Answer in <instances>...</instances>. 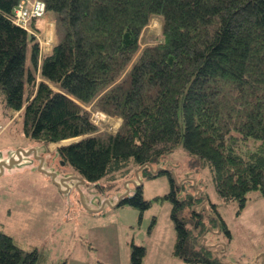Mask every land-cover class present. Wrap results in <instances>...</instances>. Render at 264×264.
<instances>
[{
  "label": "trees",
  "instance_id": "trees-1",
  "mask_svg": "<svg viewBox=\"0 0 264 264\" xmlns=\"http://www.w3.org/2000/svg\"><path fill=\"white\" fill-rule=\"evenodd\" d=\"M21 1L0 0L5 118L19 113L32 143L75 139L56 154L65 170L91 183L164 163L157 175L147 169L142 174L170 180V191L155 200L172 203L173 255L186 264H224L211 248L196 245L189 225L205 224L193 209V192L166 169L191 183L192 171L180 178L164 155L182 147L193 164L209 166L220 198L241 210L250 192L264 196V0H45L46 14L62 30L46 53L32 33L39 31L35 20L31 30L13 20ZM154 17L162 21V38L140 51ZM30 42L33 68L26 64ZM88 106L120 118L119 128L101 130ZM194 180L216 215L211 220L224 223L202 178ZM125 204L144 211L152 201L142 187ZM146 254V247L133 243L131 264H143ZM40 260L36 249L25 250L0 233V264Z\"/></svg>",
  "mask_w": 264,
  "mask_h": 264
},
{
  "label": "rangeland",
  "instance_id": "rangeland-1",
  "mask_svg": "<svg viewBox=\"0 0 264 264\" xmlns=\"http://www.w3.org/2000/svg\"><path fill=\"white\" fill-rule=\"evenodd\" d=\"M162 27L161 19L154 17L142 33L140 51L161 40ZM60 30L54 26L49 31L33 30L32 33L40 45L49 46L54 40H61ZM26 64L33 68L31 42L27 47ZM2 109L0 101V149L35 144L25 135L19 113L12 112L11 119L7 120ZM86 109L91 111L101 130L115 132L119 128L120 118L109 117L91 106ZM73 141L75 139L47 145L52 163L65 173L64 167L58 165L60 158L56 150ZM193 159L182 147L164 155V160L178 167L180 178L190 170L191 178L201 177L208 195L218 206L224 223L213 222L206 216L207 243L216 246L211 248L213 255L224 264H264V196L259 191L250 192L243 210L237 202H224L215 189L211 168L203 166L199 160L195 165ZM125 176L126 173L119 172L115 179L104 178L101 183L104 186L111 183L109 187L114 189L124 184ZM51 183L41 172L30 169L0 177V233L12 236L25 250L36 249L41 255L39 264H131L133 243L147 248L143 264H179L170 253L175 240L172 203L155 200L170 191L167 175L144 178L143 195L152 201L151 207L144 211L125 204L102 213H91L76 205L68 212L63 198L65 213L57 212L48 224L44 220L50 204L60 209L63 197L57 192V186Z\"/></svg>",
  "mask_w": 264,
  "mask_h": 264
},
{
  "label": "water",
  "instance_id": "water-1",
  "mask_svg": "<svg viewBox=\"0 0 264 264\" xmlns=\"http://www.w3.org/2000/svg\"><path fill=\"white\" fill-rule=\"evenodd\" d=\"M48 149L49 147L44 143H35L26 147L23 146L14 149H0V177L24 169L41 172L45 177H48L55 186H57L60 193L67 199L68 212L73 206V199L71 198L73 191H76L79 194L78 199L83 209L91 213L104 212L107 208L119 207L123 202V198L130 197L129 184H133L136 189L144 186V178L141 175L143 170L148 169L153 175H157L164 169V163H158L157 165L146 163L139 166L135 170V178L125 182V192H118L115 197H110L105 201L101 200L100 202H97V207L94 208L87 204L85 193L83 191V188L88 186L87 180L74 172L63 173L54 164L48 163L46 157V154L49 151ZM61 165L64 166V162H62ZM166 170L172 173L173 178L179 187L186 185V190H188L191 186L194 188L195 193L202 192V188L198 187L196 180L193 179L192 184L189 185V182H185L186 179L179 180L175 171L170 169ZM202 238L204 237H201V239ZM206 247L208 246L206 245Z\"/></svg>",
  "mask_w": 264,
  "mask_h": 264
},
{
  "label": "flooded vegetation",
  "instance_id": "flooded-vegetation-1",
  "mask_svg": "<svg viewBox=\"0 0 264 264\" xmlns=\"http://www.w3.org/2000/svg\"><path fill=\"white\" fill-rule=\"evenodd\" d=\"M24 0H22L23 2ZM21 2V3H22ZM50 150V149H49ZM49 152V151H48ZM51 153H47L46 154V157H47V161L48 163H52V159H51ZM58 165L61 166V161H58ZM56 166V165H55ZM57 167V166H56ZM137 169V168H136ZM135 169V170H136ZM135 170H134V175L129 177V178H126L125 179V182L127 180H130V179H134L135 178ZM148 170V169H147ZM64 171V170H62ZM144 171V170H143ZM143 171L141 172V175L143 177ZM67 172H72V171H69V170H66V173ZM65 173V171L63 172ZM144 178V177H143ZM191 178V177H188V179ZM190 181V180H188ZM88 182V181H87ZM125 182L123 185L117 187V188H112L110 189L111 187H109V185H102L101 182H88V186L84 187L83 188V191L85 193V197H86V202L87 204L90 206V207H94L96 208L97 207V202H100L101 200L102 201H105L107 198H110V197H115V195L118 193V192H125ZM187 183V182H186ZM99 184V185H98ZM192 183L189 182V185H191ZM129 195L130 197H133L135 196V194L137 193V190L139 188H142V187H139V188H135V186L133 184H129ZM191 188V192H193V196H194V203H193V209L196 211V213L198 215H201V219L204 221V224L205 226H200L199 224L194 228V225L192 223H190V228L192 231H195V236L197 238L196 240V245L201 248V247H204V248H212V247H216L214 244H208V238H207V229H206V216L210 217V219H217L216 218V215L213 214V210L211 209V206H210V203H209V199L208 197L206 196V193H204L203 191L200 192V193H195V190L194 188H192L191 186L189 187ZM111 190L113 192H111ZM190 192V193H191ZM130 197H125V198H130ZM71 198L73 199V206L72 208H75L76 205L82 207V205L80 204L79 202V194L76 192V191H73V193L71 194ZM123 198V200L125 199ZM67 202V201H66ZM122 205V204H121ZM120 205V206H121ZM71 208V209H72ZM83 208V207H82ZM209 211H207V209ZM108 209V208H107ZM208 213H207V212ZM103 212V211H102ZM102 212H99V213H102ZM203 229V231L201 232V230ZM201 237H204L201 239ZM207 239V240H206ZM201 244V245H200ZM206 245L208 247H206Z\"/></svg>",
  "mask_w": 264,
  "mask_h": 264
},
{
  "label": "built area",
  "instance_id": "built-area-1",
  "mask_svg": "<svg viewBox=\"0 0 264 264\" xmlns=\"http://www.w3.org/2000/svg\"><path fill=\"white\" fill-rule=\"evenodd\" d=\"M22 2V1H21ZM15 11L14 22L25 29H29L31 20H39L46 13L45 0H24Z\"/></svg>",
  "mask_w": 264,
  "mask_h": 264
},
{
  "label": "crops",
  "instance_id": "crops-1",
  "mask_svg": "<svg viewBox=\"0 0 264 264\" xmlns=\"http://www.w3.org/2000/svg\"><path fill=\"white\" fill-rule=\"evenodd\" d=\"M55 16H52L50 14H46L43 18H41L40 20H38V22H36V27L37 29H39V31H42V32H45V31H49L51 29L54 28V26L57 27V24H56V20H55ZM55 39V38H54ZM56 43V41L54 40V42L52 44H50L49 46H44L43 44L41 45V52L42 53H46V52H49L51 47ZM47 178V177H45ZM48 181H50L49 178H47ZM51 182V181H50ZM53 184V183H51ZM55 187V186H54ZM57 192L61 195V193L58 191L57 187H55ZM62 196V195H61ZM64 197H62V201H61V208L59 209L58 207H53L51 204H50V209H49V213H47L45 215V222H47L49 224V221H51V219L55 216V214L57 212H62V213H65V205L64 204ZM67 203V202H66ZM68 204V203H67ZM71 211V210H70ZM51 226V225H50ZM82 242V241H80ZM173 247H174V243L171 244V250H170V253L172 254L173 253ZM173 257L175 259L178 260L179 264H186L185 262H183L182 260H180L179 258L175 257L173 255ZM111 259V258H110ZM100 264H103V262H100Z\"/></svg>",
  "mask_w": 264,
  "mask_h": 264
}]
</instances>
